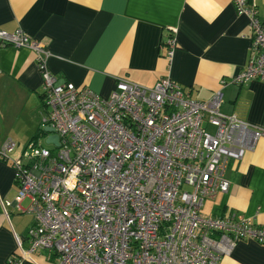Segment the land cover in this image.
<instances>
[{"label": "built area", "instance_id": "obj_1", "mask_svg": "<svg viewBox=\"0 0 264 264\" xmlns=\"http://www.w3.org/2000/svg\"><path fill=\"white\" fill-rule=\"evenodd\" d=\"M253 0H235L250 20L253 46L233 82L264 81V21ZM176 28L165 40L169 58ZM0 45L29 48L43 78L44 146L0 141V159L13 168L17 194L7 207L33 215L17 236L11 264H220L240 241L264 244L252 216L205 214L206 200L227 192L231 160L256 149L264 130L222 112V87L198 100L171 76L152 86L119 78L107 96L59 81L52 52L22 28L0 27ZM52 128V130H47ZM28 200L27 206L22 203Z\"/></svg>", "mask_w": 264, "mask_h": 264}, {"label": "crops", "instance_id": "obj_2", "mask_svg": "<svg viewBox=\"0 0 264 264\" xmlns=\"http://www.w3.org/2000/svg\"><path fill=\"white\" fill-rule=\"evenodd\" d=\"M252 3L264 21V0ZM0 27L22 28L45 44L52 52L48 67L59 81L89 86L103 96L119 78L152 87L169 75L192 98L208 100L226 80L222 112L264 130V81H232L247 66L253 46L250 20L238 14L235 0H0ZM172 28L178 47L169 58L163 44ZM42 93L34 52L0 45L1 142L11 138L24 145L39 138ZM226 176L229 190L206 200L202 211L239 212L264 225V133L255 150L230 161ZM16 194L13 168L0 159V264H11L17 236L25 239L33 222L24 233L14 227L11 211L26 212L10 206L7 214L2 201ZM38 259L48 264L45 254ZM220 264H264V244L240 241Z\"/></svg>", "mask_w": 264, "mask_h": 264}, {"label": "rangeland", "instance_id": "obj_3", "mask_svg": "<svg viewBox=\"0 0 264 264\" xmlns=\"http://www.w3.org/2000/svg\"><path fill=\"white\" fill-rule=\"evenodd\" d=\"M39 141L44 146L46 145L48 147H52L51 144H48L46 142V138L43 134H41L39 136ZM27 204H28L27 200L22 203L23 206H26ZM11 210H12V208L10 209V211ZM11 215H12L13 225L19 233H24V231L26 230L28 225L33 221V215L28 214V213H17L16 212V213L12 214V211H11Z\"/></svg>", "mask_w": 264, "mask_h": 264}, {"label": "water", "instance_id": "obj_4", "mask_svg": "<svg viewBox=\"0 0 264 264\" xmlns=\"http://www.w3.org/2000/svg\"><path fill=\"white\" fill-rule=\"evenodd\" d=\"M47 130H52V128H47ZM51 141H54L55 143L58 144V136L57 135L48 136V138L46 139V142L49 143Z\"/></svg>", "mask_w": 264, "mask_h": 264}]
</instances>
